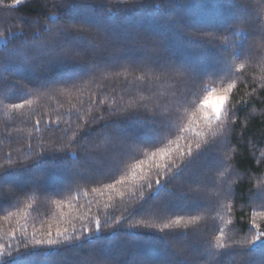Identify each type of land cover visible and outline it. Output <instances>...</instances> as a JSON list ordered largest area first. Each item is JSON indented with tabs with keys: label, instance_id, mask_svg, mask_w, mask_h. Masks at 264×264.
<instances>
[{
	"label": "trees",
	"instance_id": "16d2710c",
	"mask_svg": "<svg viewBox=\"0 0 264 264\" xmlns=\"http://www.w3.org/2000/svg\"><path fill=\"white\" fill-rule=\"evenodd\" d=\"M261 234L264 0H0V264H264Z\"/></svg>",
	"mask_w": 264,
	"mask_h": 264
},
{
	"label": "snow or ice",
	"instance_id": "6c2138e0",
	"mask_svg": "<svg viewBox=\"0 0 264 264\" xmlns=\"http://www.w3.org/2000/svg\"><path fill=\"white\" fill-rule=\"evenodd\" d=\"M16 3L17 4L22 3V0H16ZM79 30L80 29H78L75 24L69 23L66 27L61 28L59 30V33L61 35H67V34H70L73 31H79ZM56 39H57V42H59L58 37ZM245 54L246 53H245V51H244V49L242 47L241 51L239 52V55H245ZM247 54L251 55V52H248ZM241 67H243V65H241ZM213 91H215V90L213 89ZM227 102H228V97L227 96L218 97L216 104L212 107V110H211L212 111V116L208 117V118L209 119H217V120L221 119L223 113L225 111H227ZM222 128H223V126H222ZM233 131H234V129H233ZM197 148L198 149L200 148L199 144L197 145ZM188 155L192 158V161H195V160H197L199 158V155L194 156L192 154L191 148H189V150H188ZM157 183H159V181H157ZM109 187H111V185H109ZM192 222L193 221H188L187 223H192ZM179 223H180L179 220H177V221L172 222V224H165L164 227L165 228H169V227H172L173 224L174 225H179ZM187 223L184 225L185 227L187 226ZM145 226L151 227V225H145ZM99 228H100V222L97 220L96 221V230L99 231ZM65 231H67V230L65 229ZM50 235L51 234L49 233V236ZM62 235H63V233H61V232L57 233V236H62ZM261 235H264V234H261ZM261 235L256 236L255 240H260L261 239ZM79 238L80 237H77V239H79ZM64 239L68 240L69 237L68 236H64ZM254 242L255 241H251V243H254ZM44 243H47L48 245H53V244L56 243V240L49 238L46 241L45 240H37L36 241V244H44ZM221 247H225V246L221 245ZM2 248H3V246H0V252H2ZM8 255H11V253H8Z\"/></svg>",
	"mask_w": 264,
	"mask_h": 264
},
{
	"label": "rangeland",
	"instance_id": "374dc122",
	"mask_svg": "<svg viewBox=\"0 0 264 264\" xmlns=\"http://www.w3.org/2000/svg\"><path fill=\"white\" fill-rule=\"evenodd\" d=\"M224 96L222 94L215 93L212 89L208 90V93L204 97L202 101V105L206 107L207 110H209L210 114L212 115V107L216 104L217 98Z\"/></svg>",
	"mask_w": 264,
	"mask_h": 264
}]
</instances>
